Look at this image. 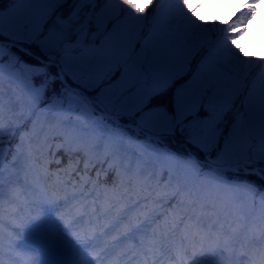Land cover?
Here are the masks:
<instances>
[{
    "label": "snow or ice",
    "instance_id": "6c2138e0",
    "mask_svg": "<svg viewBox=\"0 0 264 264\" xmlns=\"http://www.w3.org/2000/svg\"><path fill=\"white\" fill-rule=\"evenodd\" d=\"M257 49L264 0H0V264L49 216L58 264H264Z\"/></svg>",
    "mask_w": 264,
    "mask_h": 264
},
{
    "label": "rangeland",
    "instance_id": "374dc122",
    "mask_svg": "<svg viewBox=\"0 0 264 264\" xmlns=\"http://www.w3.org/2000/svg\"><path fill=\"white\" fill-rule=\"evenodd\" d=\"M56 226L51 225V217H47L46 221H42L33 224L27 230V240L25 244L31 248H36L39 252L44 254V259L49 264H56V257H61L63 260L71 258L67 253V250L72 247L71 242L67 239L70 234H63L65 240L61 238L59 244L54 243L52 235L55 234ZM18 264H26L29 255H35L36 253H29L23 250H18Z\"/></svg>",
    "mask_w": 264,
    "mask_h": 264
},
{
    "label": "trees",
    "instance_id": "16d2710c",
    "mask_svg": "<svg viewBox=\"0 0 264 264\" xmlns=\"http://www.w3.org/2000/svg\"><path fill=\"white\" fill-rule=\"evenodd\" d=\"M4 6L7 7V4L5 3ZM64 159H65V162H67V158L65 157ZM253 179H255V177H253Z\"/></svg>",
    "mask_w": 264,
    "mask_h": 264
},
{
    "label": "clouds",
    "instance_id": "9594fccd",
    "mask_svg": "<svg viewBox=\"0 0 264 264\" xmlns=\"http://www.w3.org/2000/svg\"><path fill=\"white\" fill-rule=\"evenodd\" d=\"M264 51V49H257V52Z\"/></svg>",
    "mask_w": 264,
    "mask_h": 264
},
{
    "label": "bare ground",
    "instance_id": "6f19581e",
    "mask_svg": "<svg viewBox=\"0 0 264 264\" xmlns=\"http://www.w3.org/2000/svg\"><path fill=\"white\" fill-rule=\"evenodd\" d=\"M26 240H27V238H26ZM26 240H25V242H26ZM27 245V244H26ZM27 246H29V245H27Z\"/></svg>",
    "mask_w": 264,
    "mask_h": 264
}]
</instances>
